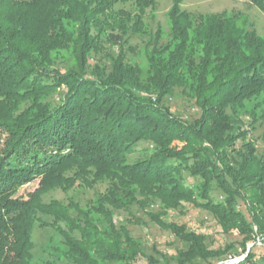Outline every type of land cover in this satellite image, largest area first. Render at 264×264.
Listing matches in <instances>:
<instances>
[{
  "label": "trees",
  "instance_id": "16d2710c",
  "mask_svg": "<svg viewBox=\"0 0 264 264\" xmlns=\"http://www.w3.org/2000/svg\"><path fill=\"white\" fill-rule=\"evenodd\" d=\"M251 2L264 12V0ZM156 5L0 0V264H136L140 244L114 216L134 204L187 243L179 264L243 253L230 264H258L248 243H264V152L251 136L264 118V36L227 12L184 9L182 0L167 11L169 30L158 25L152 33L146 13ZM131 34L149 37L146 78L128 56L137 53ZM64 50L76 67H57ZM176 88L201 110L191 122L164 102ZM141 142L149 147L134 158ZM37 178L31 198L21 197ZM101 182L105 190L85 205L68 195ZM57 190L66 198L53 196ZM183 203L210 212L224 231L242 233L241 251H214L205 234L164 219ZM37 226L52 227L61 243L50 237L53 254L41 261ZM259 259L264 264V253Z\"/></svg>",
  "mask_w": 264,
  "mask_h": 264
},
{
  "label": "rangeland",
  "instance_id": "374dc122",
  "mask_svg": "<svg viewBox=\"0 0 264 264\" xmlns=\"http://www.w3.org/2000/svg\"><path fill=\"white\" fill-rule=\"evenodd\" d=\"M172 3L173 0H157L156 7L153 10H147L146 21L152 33L157 30L158 25H162L165 31L169 30L167 11L170 9ZM130 6V3L125 5L119 3L117 5V7ZM182 7L196 13L227 12L235 16L239 25H243L248 29H255L259 34L264 36V12L253 4L251 0H182ZM148 41L149 37L131 34L128 43L134 46L137 52L134 56H132L133 53L129 52L128 56L140 64L143 69L144 78L147 77L149 68L146 56ZM162 42H165V39H162ZM61 54L60 59L57 61V67L63 70L69 67H76V60L73 58L71 51L64 50ZM99 57H102V55H95L90 60V70L94 67L96 60H99ZM102 60L107 63V69L110 70V61ZM62 93L63 89L56 96L57 99ZM164 102L171 108L175 115L189 122L199 117L201 113L195 99L185 95L182 92V88H176L171 96L164 98ZM243 118L247 124L252 122V117L250 116L244 115ZM253 125L255 129L251 132V136L256 140L258 152L262 154L264 152V118L259 117L258 122ZM237 143L240 145L241 141L239 140ZM145 147H149L147 142L139 143L133 157H138L140 153L142 155V149ZM185 179L190 184L195 183L197 180L189 173H185ZM106 186V182H101L93 188L76 187L68 195H72L75 200H79L82 205H85L91 199L95 198L97 194L104 191ZM38 187L39 179L37 178L25 184L20 189L19 195L29 199L31 198V193ZM213 194L215 198H219L221 192L216 189ZM53 196L62 199L66 198V194L61 190L55 191ZM152 208L158 210L159 206L155 204ZM240 208L249 216L242 202ZM114 216L117 226L126 225L130 229L133 238L140 244L141 252H139L135 259L136 264H179V253L187 248V243L175 236L170 230L151 221L138 205L134 204L129 208L117 210ZM136 217H142L144 221L139 223L136 221H129V219H134ZM164 219L175 220L178 223L185 224L187 228L191 230L205 234L207 245L214 251H223L227 245H232V247L238 248V250L241 251L244 235L236 229L227 232L224 231L218 220L205 209L195 207L189 203H183L179 209L168 211V213L164 215ZM52 236L55 238L54 243L61 245L59 241L60 237L55 235L52 227H36L34 231V253L36 260L41 261L52 256L51 253L53 254V248L49 246L50 237ZM258 239L259 238L256 237V243L250 241L248 247L252 248L256 253L255 259L258 264H263L259 256L264 253V243ZM244 257L245 254L243 253L224 261H216L214 256L213 260L214 262L216 261V264H230ZM196 262H200V260ZM62 264L66 263L62 262ZM200 264L207 263L200 262Z\"/></svg>",
  "mask_w": 264,
  "mask_h": 264
}]
</instances>
